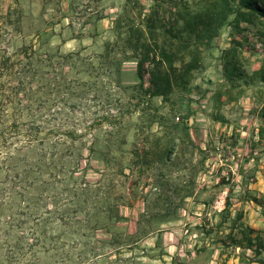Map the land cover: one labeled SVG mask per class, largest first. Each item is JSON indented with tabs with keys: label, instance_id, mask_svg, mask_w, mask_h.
<instances>
[{
	"label": "rangeland",
	"instance_id": "374dc122",
	"mask_svg": "<svg viewBox=\"0 0 264 264\" xmlns=\"http://www.w3.org/2000/svg\"><path fill=\"white\" fill-rule=\"evenodd\" d=\"M185 4L202 7L0 0V264H258L264 18L231 17L197 55L175 40L200 64L163 103L127 31L155 5L171 26Z\"/></svg>",
	"mask_w": 264,
	"mask_h": 264
},
{
	"label": "trees",
	"instance_id": "16d2710c",
	"mask_svg": "<svg viewBox=\"0 0 264 264\" xmlns=\"http://www.w3.org/2000/svg\"><path fill=\"white\" fill-rule=\"evenodd\" d=\"M201 5L199 11L192 12L185 4L179 15L173 18L171 26L161 25L163 20L159 15V5H155L149 14L143 15V22L138 27L132 26L127 31V44L135 53L137 81L144 90L145 77L146 75L149 77L150 87L145 91L150 98L158 97L163 103L169 102L175 80L180 77L178 72L183 71L189 75L200 64L198 56L192 57L187 62L175 59V40L179 39V43L183 44L189 53L197 55L202 46L210 45L213 39L219 36L220 30L231 17H233L231 23H238L241 19L250 22V18L257 15L264 18V0H201ZM146 29L151 35L158 30L164 31L168 39H165L162 45L156 41L154 45L142 42ZM133 36H136L135 41ZM229 204L227 201L226 209ZM226 209L225 211L228 212ZM245 235L247 249L253 250L256 256L254 259L245 258L248 262L252 260L254 263L264 264V230L256 233L255 236L248 233Z\"/></svg>",
	"mask_w": 264,
	"mask_h": 264
}]
</instances>
